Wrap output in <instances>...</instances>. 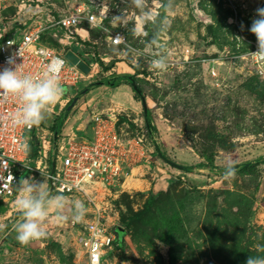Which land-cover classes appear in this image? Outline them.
I'll use <instances>...</instances> for the list:
<instances>
[{
  "label": "rangeland",
  "instance_id": "374dc122",
  "mask_svg": "<svg viewBox=\"0 0 264 264\" xmlns=\"http://www.w3.org/2000/svg\"><path fill=\"white\" fill-rule=\"evenodd\" d=\"M72 2L0 0V33H17L38 20L47 23ZM261 7L264 0H173L166 14L170 24L160 36L168 60L163 72L150 68V54L125 56L126 46H106L104 35L91 33L103 59H96L90 78L64 85V96L81 90L84 95L89 89L66 113L63 96L35 129L42 149V140L52 143L53 131L65 127L68 117V124L74 118L85 123L93 113L108 112L122 135L142 136L149 162L135 168L123 185L112 187L107 197L110 217L105 222L115 221L112 230L121 214L146 211L139 234L128 231L111 254L115 264H245L248 256H264L257 247L264 245V61H254L251 52L257 41L249 31ZM130 29L129 45L143 50L145 45ZM148 32L150 39L152 26ZM42 41L63 54L71 48L50 32ZM129 66L134 69L130 80L144 96L149 123L124 77L113 75L115 85L94 83L104 80L108 69L123 71ZM120 84L127 88L119 90L124 97L118 100L111 87ZM228 162L236 166V173L226 179ZM22 176L47 186L39 170ZM15 196L0 198V223L9 226L0 232V264H86L78 243L86 214L81 222L63 225L50 216L47 237L22 246L10 231L19 218ZM163 230L170 232L169 243L158 238Z\"/></svg>",
  "mask_w": 264,
  "mask_h": 264
},
{
  "label": "built area",
  "instance_id": "2783aa9c",
  "mask_svg": "<svg viewBox=\"0 0 264 264\" xmlns=\"http://www.w3.org/2000/svg\"><path fill=\"white\" fill-rule=\"evenodd\" d=\"M133 11L130 0H73L62 14L47 23L38 20L17 33H0V69L12 58L20 64L21 71L36 77L43 72L46 62L60 57L65 61L61 84L75 86L92 76L93 67L98 65L96 59H103L95 51L98 41L91 39V33L104 35L103 43L109 47L129 45L128 31L134 18L125 27L113 17L120 13L131 17ZM46 32L61 44L77 47L76 51L70 48L75 62L42 41ZM118 34L125 38L124 43L114 41ZM256 51L257 48L252 53ZM253 58L257 63L261 61L254 55ZM80 63L88 66L87 72ZM210 71L213 76L218 75L216 69ZM18 107L16 98H0V198L9 199L17 194L16 183L24 171H41L52 192L77 196L85 202L87 217L78 239L85 263L115 264L110 259L117 246L112 230L115 221L105 222L110 217L106 214L107 197L130 169L149 162L151 154L142 136H124L117 130L111 113H93L89 121L91 134L76 128L65 133L53 131L54 141L43 139L42 149L38 147L36 157L32 158L20 149L19 141L21 137L30 141L37 126L13 128L8 115Z\"/></svg>",
  "mask_w": 264,
  "mask_h": 264
},
{
  "label": "clouds",
  "instance_id": "9594fccd",
  "mask_svg": "<svg viewBox=\"0 0 264 264\" xmlns=\"http://www.w3.org/2000/svg\"><path fill=\"white\" fill-rule=\"evenodd\" d=\"M130 4L134 9L131 17L126 13H120L113 19L126 27L129 20L134 18L130 31L145 47L141 50L126 44L122 54L125 56L150 54L152 57L149 62L150 68L154 71H166L168 68L166 45L161 41L160 36L170 24L166 14L171 10L173 0H151V2L130 0ZM256 17L252 20L249 31L256 37L257 51L251 54L264 61V7L256 9ZM148 26L153 28L150 39ZM236 38L241 40L240 37ZM113 39L116 43L125 42V38L119 34ZM64 66L65 61L54 56L45 63L43 72L34 77L21 71L20 64L9 58L7 66L0 69V98L11 96L19 102V107L8 115L13 128L31 129L44 121L48 108L57 104L66 94L67 89L60 82V73ZM28 141V137H21L19 141L20 149L25 155L30 152ZM235 173V167L228 162L223 172L224 177L232 178ZM15 191L17 194L14 207L19 218L12 223L10 231L16 234L15 239L22 246L47 237L45 223L50 216L56 225H63L69 221L78 223L84 219L87 211L84 201L69 200L62 193L53 194L43 182L33 177L22 176L16 183ZM8 228L7 224L0 223V232ZM257 247L264 252V245ZM245 264H264V256H248Z\"/></svg>",
  "mask_w": 264,
  "mask_h": 264
},
{
  "label": "trees",
  "instance_id": "16d2710c",
  "mask_svg": "<svg viewBox=\"0 0 264 264\" xmlns=\"http://www.w3.org/2000/svg\"><path fill=\"white\" fill-rule=\"evenodd\" d=\"M47 33V32H46ZM45 33V34H46ZM45 34L42 36V40H43V37L45 36ZM67 53H70L72 55V53L69 51ZM84 70L85 72L88 71V66L85 65V69H82ZM122 77H124V79L128 82V84L130 85V87L132 88L133 92H134V95L136 98H138V100H140L142 102V92H141V89L139 88V86L137 85V88H135L132 83H131V80H130V76L129 75H121ZM94 83H97V84H100V83H105V84H108V85H115V81L110 78H105L104 80H101V81H96ZM83 91H78V94L79 93H82ZM75 95L73 96L72 98H70L66 104H65V113L71 108V105L74 104L75 100L79 97V95ZM143 110H144V120L146 123H149V119H148V116H147V113H145V110H146V105L145 107H143ZM38 139L36 138L35 134L33 133L32 134V137L29 141V144H30V152H29V156L32 157V158H35L36 155H37V149L39 147V143H38ZM243 167H247V163L244 164ZM21 178V177H20ZM149 206V201L146 202V207ZM146 214V211L145 210H138V211H128L127 213H123L121 214V218H120V226L123 227L122 230H118L117 227L114 228V233L116 235V238H115V242L117 243V246H116V249H119V247H121V243H122V239L124 237V235L128 232V231H131L133 235H138L140 231L139 230V227L142 225V221H143V217L145 216ZM139 221L140 222V225L137 227L136 225H134V222H137ZM136 226V227H135ZM159 239H161L162 241L166 242V243H169V240H170V232L169 231H161V233L159 234L158 236ZM114 252H112L111 254H113Z\"/></svg>",
  "mask_w": 264,
  "mask_h": 264
},
{
  "label": "crops",
  "instance_id": "0c3cea01",
  "mask_svg": "<svg viewBox=\"0 0 264 264\" xmlns=\"http://www.w3.org/2000/svg\"><path fill=\"white\" fill-rule=\"evenodd\" d=\"M71 50H73V51H76V49H75V47L73 46L72 48H71ZM70 51V50H69ZM68 51V52H69ZM71 52V51H70ZM112 68H115V67H112ZM115 70V69H114ZM123 71H111V69H108V70H106V72H108V73H106L107 75H106V78H110V77H113V75H129L130 76V78L133 76V73H134V69L132 68V67H128V69H124V67H123V69H122ZM131 70V71H130ZM119 72H124V73H119ZM125 84V83H124ZM124 84H120V86L118 85V86H113V87H111V88H116L115 90H117L116 91V93H115V95H114V97L116 98V99H118V100H120L121 98H123L124 97V95L122 94V92H120L119 90L122 88V89H125V88H127L126 86L127 85H129L128 83H127V85H124ZM130 86V85H129ZM88 89H89V87H87ZM87 89V90H88ZM86 90V91H87ZM86 91H85V93H86ZM131 92H133L132 91V89H131ZM85 93H84V95H85ZM76 95V94H75ZM78 95H82V96H84L83 94H78ZM135 96V95H134ZM70 98H72V97H70V96H64V101H68ZM76 117V116H75ZM71 121H72V123L71 124H68V122H69V117L67 118V120L64 122V123H66L65 124V127H62L61 128V130H59V132L61 133H65V132H68L69 130H71V129H81V130H83V131H85L87 134H91V130H90V124H89V121H87V122H85L84 123V121H78L77 119H75L74 118V120H72L71 119ZM142 165V164H141ZM141 165H138V166H135V167H133L132 169H130L129 170V173H128V175L126 176V177H129V176H131L132 175V173H133V170L135 169V168H138V167H140ZM24 177V176H23ZM126 177L124 178V180H123V182L120 184V185H123L124 183H125V181H126Z\"/></svg>",
  "mask_w": 264,
  "mask_h": 264
},
{
  "label": "water",
  "instance_id": "95a60500",
  "mask_svg": "<svg viewBox=\"0 0 264 264\" xmlns=\"http://www.w3.org/2000/svg\"><path fill=\"white\" fill-rule=\"evenodd\" d=\"M65 55L70 61L75 62V58L73 57V55H71L70 53H66ZM79 66L81 67V69H85V64L80 63ZM131 83L135 88H137V84L133 80H131ZM142 105H143V107H145V105H146L144 96H142ZM234 167H236V166H234ZM116 227L118 230L123 229V227L120 225H116Z\"/></svg>",
  "mask_w": 264,
  "mask_h": 264
},
{
  "label": "bare ground",
  "instance_id": "6f19581e",
  "mask_svg": "<svg viewBox=\"0 0 264 264\" xmlns=\"http://www.w3.org/2000/svg\"><path fill=\"white\" fill-rule=\"evenodd\" d=\"M130 183H131V181H130ZM127 184H128V183H127ZM130 185H131V184H130ZM130 185H129V186H130Z\"/></svg>",
  "mask_w": 264,
  "mask_h": 264
}]
</instances>
